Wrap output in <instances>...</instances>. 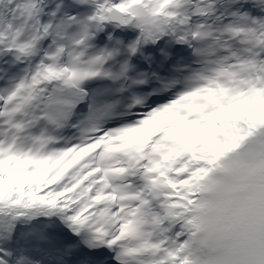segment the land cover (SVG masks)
Here are the masks:
<instances>
[{"label":"snow or ice","instance_id":"snow-or-ice-1","mask_svg":"<svg viewBox=\"0 0 264 264\" xmlns=\"http://www.w3.org/2000/svg\"><path fill=\"white\" fill-rule=\"evenodd\" d=\"M0 264H264V0H0Z\"/></svg>","mask_w":264,"mask_h":264}]
</instances>
